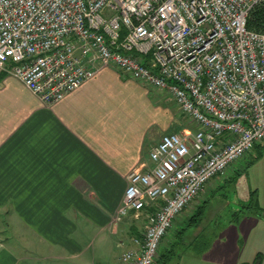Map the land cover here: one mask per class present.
Segmentation results:
<instances>
[{
  "label": "built area",
  "instance_id": "built-area-1",
  "mask_svg": "<svg viewBox=\"0 0 264 264\" xmlns=\"http://www.w3.org/2000/svg\"><path fill=\"white\" fill-rule=\"evenodd\" d=\"M264 0H0V69L53 106L114 68L165 93L192 127L128 177L120 221L153 208L121 264H156L176 218L215 178L264 147ZM236 164V165H235Z\"/></svg>",
  "mask_w": 264,
  "mask_h": 264
},
{
  "label": "crops",
  "instance_id": "crops-1",
  "mask_svg": "<svg viewBox=\"0 0 264 264\" xmlns=\"http://www.w3.org/2000/svg\"><path fill=\"white\" fill-rule=\"evenodd\" d=\"M172 103L106 68L46 106L0 69V264H121L153 211L117 220L129 174L154 167L150 149L185 129ZM256 148L249 181L239 166L213 179L176 218L156 264H264V147ZM230 185L236 198L224 194Z\"/></svg>",
  "mask_w": 264,
  "mask_h": 264
},
{
  "label": "rangeland",
  "instance_id": "rangeland-1",
  "mask_svg": "<svg viewBox=\"0 0 264 264\" xmlns=\"http://www.w3.org/2000/svg\"><path fill=\"white\" fill-rule=\"evenodd\" d=\"M153 91H155V92H158V90H156V89H152ZM160 92V91H159ZM173 104V106H174V103H172ZM179 114H181L180 113V111H179ZM182 116H184L183 114H181ZM178 118H179V116H178ZM177 118V120H176V123H177V125H181V123L184 121V128H187V129H190L191 127H192V125H190V123H189V121H188V119H186L185 118V116L184 117H180L179 119ZM176 131V130H175ZM264 149V148H263ZM253 154H254V156H256V154L258 153V149L256 148V149H254L253 150V152H252ZM253 160V158L251 157V156H249V157H247V158H245L244 160H241V161H239L238 163H237V165L236 166H239L240 168H241V170H242V173H241V175H242V177L239 179L241 182H242V184L243 185H245L246 184V182L247 181H249V179H248V171H249V169H250V162ZM243 187V186H242ZM253 189H251V190H249L248 191V197H249V211H251L252 212V210H253V212L254 213H256L257 212V210H256V208H255V205H253L254 204V202H255V200H256V194H254V192L255 191H252ZM256 193V192H255ZM224 194L226 195H230L231 196V198H236V194H235V189H234V187L232 186V185H230V186H228L227 187V192H224ZM252 212V213H253ZM261 213H263L262 211H261ZM6 228V230H8L6 233L9 235V234H12V232H13V230H10V228L8 227V226H5ZM14 233V232H13ZM7 235V236H8ZM14 243V241H13V238H10V244L12 245ZM35 247H36V245L34 244V243H31L30 244V248L32 249V250H35ZM15 248L17 249V251H18V253H24L25 255H27L28 257H29V259H32V256H31V254L30 253H26L25 252V250L24 249H22V248H20L18 245H16L15 246ZM33 264H35V262L33 261ZM37 264H39V263H37Z\"/></svg>",
  "mask_w": 264,
  "mask_h": 264
},
{
  "label": "trees",
  "instance_id": "trees-1",
  "mask_svg": "<svg viewBox=\"0 0 264 264\" xmlns=\"http://www.w3.org/2000/svg\"><path fill=\"white\" fill-rule=\"evenodd\" d=\"M248 28L250 30H254L260 33H264V4L257 7L252 14L250 15L248 19ZM262 154H258L251 162L250 166L253 165L260 157ZM255 194V192H254ZM260 261L257 259V262L254 264H259Z\"/></svg>",
  "mask_w": 264,
  "mask_h": 264
}]
</instances>
